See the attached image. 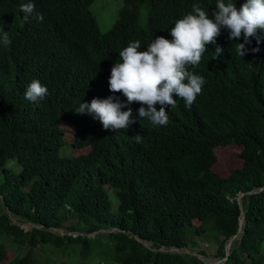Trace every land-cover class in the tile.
I'll list each match as a JSON object with an SVG mask.
<instances>
[{
	"label": "trees",
	"instance_id": "1",
	"mask_svg": "<svg viewBox=\"0 0 264 264\" xmlns=\"http://www.w3.org/2000/svg\"><path fill=\"white\" fill-rule=\"evenodd\" d=\"M95 1L0 0V30L11 41L0 43V239L18 249L11 260L0 241V264H50L37 251L69 245L103 264H264L263 30L244 57L237 44L218 59L202 54L188 69L204 77L202 92L191 109L174 97L167 126L137 119L105 130L75 110L94 98L126 101L109 90L119 52L137 40L140 51L158 36L171 40L193 5L217 0H122L106 33L90 10ZM29 2L25 21L20 5ZM33 80L48 89L38 102L24 96ZM141 106L130 105L134 116ZM233 145L243 162L226 173L217 149ZM207 236L216 241L190 248Z\"/></svg>",
	"mask_w": 264,
	"mask_h": 264
},
{
	"label": "clouds",
	"instance_id": "2",
	"mask_svg": "<svg viewBox=\"0 0 264 264\" xmlns=\"http://www.w3.org/2000/svg\"><path fill=\"white\" fill-rule=\"evenodd\" d=\"M34 8L31 2L20 5L25 21L34 13ZM37 19L43 20V16L38 14ZM258 29L263 30L261 41L264 44V0H217L210 8L193 5V13L175 22L170 31L171 40L158 36L145 51H140L141 43L137 40L119 52L122 62H116L111 69L109 90L122 93L126 101L113 96L94 98L90 103H80L75 112L91 115L105 130H127L137 119H147L154 126H167L166 106H176L174 97L182 99L185 107L191 109L205 84L204 77L189 71V67L199 65L202 54L207 55L212 50L214 59H218L227 45L237 44L236 54L244 57L249 51L246 45L251 43ZM0 32V43L7 47L11 43L8 34ZM215 42L216 48L210 45ZM259 50L258 47L250 49L253 53ZM47 93L46 86L33 80L24 96L38 102ZM133 103L142 105L138 117L130 107ZM157 104L161 106L159 110ZM125 108L126 111L122 110ZM134 139L142 142V135L137 134Z\"/></svg>",
	"mask_w": 264,
	"mask_h": 264
},
{
	"label": "rangeland",
	"instance_id": "3",
	"mask_svg": "<svg viewBox=\"0 0 264 264\" xmlns=\"http://www.w3.org/2000/svg\"><path fill=\"white\" fill-rule=\"evenodd\" d=\"M122 7V0H97L91 6L90 10L94 14L99 28L103 33L110 31L116 20L118 19L119 11ZM144 24L147 20L143 19ZM241 147L239 146H229L221 149H217V154L220 163L223 166V171L229 173L233 169L240 168L242 166L241 158ZM24 229L30 230L31 225L23 224ZM105 233V232H103ZM97 235V234H96ZM95 234L90 235L93 239ZM1 242L5 243L8 248L9 259H14L17 254V247L11 242L10 239L2 237ZM212 236H207L197 240L195 245H191L190 248L195 251L204 247H207L210 243L215 242ZM80 245H69L66 248L57 249L51 246L41 248L37 251L39 258L43 262H50V264H103L98 257L89 258L87 260L83 259L80 253ZM178 251V250H176ZM182 253H188L189 250H181ZM93 254H98V249L94 250ZM208 264H214V258L205 259ZM115 264V263H113Z\"/></svg>",
	"mask_w": 264,
	"mask_h": 264
},
{
	"label": "water",
	"instance_id": "4",
	"mask_svg": "<svg viewBox=\"0 0 264 264\" xmlns=\"http://www.w3.org/2000/svg\"><path fill=\"white\" fill-rule=\"evenodd\" d=\"M240 201H241V199H240ZM230 247H231V244L230 245H228V247H227V257L225 258V260H227L228 259V255H229V249H230Z\"/></svg>",
	"mask_w": 264,
	"mask_h": 264
}]
</instances>
